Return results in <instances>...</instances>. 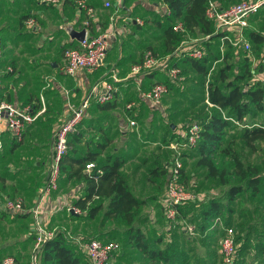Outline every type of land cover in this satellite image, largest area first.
Instances as JSON below:
<instances>
[{"label":"rangeland","instance_id":"1","mask_svg":"<svg viewBox=\"0 0 264 264\" xmlns=\"http://www.w3.org/2000/svg\"><path fill=\"white\" fill-rule=\"evenodd\" d=\"M223 1L226 3L228 0ZM229 1L234 3L238 0ZM7 2H9V0H4L2 2L4 3L3 10L5 11L9 7ZM20 2L22 3L20 4ZM149 2L152 4L151 8H153V5H156L157 11L155 9L151 12L149 9L140 12V14L144 16V21L146 22L144 26L140 28L139 38L135 41L137 42L136 47H139L138 49L140 50L138 58L142 56L143 51L150 48L155 51L158 58L162 60L166 58L163 36L155 20H158L163 13L155 0H149ZM25 3L24 0H20L19 4L13 5L11 10H7L6 13H4L6 15H4V19L7 18L8 27L4 35H0V87L8 90L11 84H14V86L18 85L17 92H14V97H17L19 103H22V100L30 95L33 97L36 95L37 97L34 99L36 102H39L40 108L41 110L43 109V111L40 117L26 129L24 138L21 142L24 143L25 137L30 133L31 138H33L27 147L23 146L22 149H18L15 153L8 154L11 152V148L7 149L5 145L8 144L6 142H8V140L10 141V139L7 134H4L0 156L6 154V158L2 157L0 162L3 169L9 164H12L14 171L8 173L11 174V177H9L11 183L16 184L17 180L21 183V181L26 179V181H24L25 183L31 181L33 184H36L35 188L32 189V193L34 194L35 189L37 188L38 192L48 179L51 172L53 156V144L50 143V151L46 155L39 154L37 157L35 152H38L36 149L39 147V144L36 140L40 138L41 135L48 138L51 136L53 138L54 125L57 126V124L61 123L59 110L63 100L60 98L58 89L54 87L55 78H51L52 68L50 64L51 61L57 62L61 57V47L60 44L54 41L51 44L47 45L45 43L43 46H39L38 41H42V39L32 32H28L24 26L22 28L21 24L19 26L17 19L21 13L26 10ZM119 3L121 6V1H119ZM138 12V10L131 12V14L127 16H133ZM116 14L120 13L116 12L115 9H111L110 15L114 16ZM263 22L264 7L249 17L248 29L261 30ZM190 43H201V36L198 34L188 35L183 45H188ZM223 52L224 51H221V53ZM248 55L254 64H256L260 58L264 60L263 49H261L260 52L257 48H253ZM233 56L234 57H230L225 61H217V63L213 64V68H210L207 75L198 74L190 65L182 63L178 75L175 78L169 77L173 87L169 89L167 86V91L160 99L159 106L152 109L149 105L144 104L147 109L144 107V119L141 122H139L138 119L137 121L134 119L135 124L131 125L129 124L131 120L125 121L124 128L126 122H128V125L126 129L123 128V130H126L123 134L124 137L127 136L130 141H120L113 145V147H121L124 145L126 149L123 153L130 156L131 160L135 159L133 156L136 153H140L139 158L136 159L139 163H142V165L138 167V171L142 173V177H138L139 172H136V177L130 180L129 186L132 190L134 188L138 196L145 200V204L140 209V219L143 220V223L138 225L150 238L152 247L163 249L168 243H174L178 250H181L184 256L188 258L191 264H207L208 261L209 264H223L217 254L221 239V234L219 233L222 232L220 229L214 231V233L212 232V235L206 237L202 236L197 231L196 235L190 236L186 233L185 229H183L185 223L196 226L194 221L196 217H200L199 215L206 203H203V201L207 197L218 199L226 208H232L233 212L226 226L234 230V238L238 236L237 246L235 243V248L245 239L247 235L246 230L251 231V246L248 252L244 254V264H253L260 260L264 261V254L262 259L255 258L256 251L254 250L256 242L264 238V198L261 196L252 198L250 194H241L237 195L234 200L229 202L226 200L227 186L220 185L216 181L205 178V168L196 165L198 155L194 147L191 148L184 145H180L178 149L171 147V145L177 141L178 135L175 129V134L171 132V127L169 128L168 124L171 123L174 124L175 127L180 126V128H182V125L189 124L190 122H200L212 113V108L207 106L204 100V90L207 88V84L212 80V76L215 75L219 67H223L228 63H232L236 66L244 54L240 52L238 55ZM181 58V56H174L173 54L170 57V66H172L174 62L177 63ZM9 68H12V71H8ZM236 72L237 69L234 67L229 75V79H232ZM5 74H8V77H3ZM165 77H167V73L160 70L147 74V78L143 83L137 86L136 81L134 82L137 90L129 97L133 98V95H135L136 98L140 89H149V87L156 82H161ZM15 78L17 81L14 80ZM242 85H244V83H242ZM126 100L124 102H126ZM161 114H163V117ZM44 117H46V119H43ZM107 117L108 116H106V118ZM130 118L132 117L130 116ZM245 119L248 124H255L256 126L262 124L264 126V113L259 114L253 119L252 117L246 116ZM81 123L82 122H80V124ZM80 124L76 130L78 132L80 130ZM33 126L37 127L28 133V129ZM241 128L242 125L226 128L224 139L226 141L232 140V147L236 149L241 160L247 165L255 166L260 176L263 177L264 140L256 141L253 148L247 147L241 140L237 139ZM118 133L120 134L119 131ZM133 133L138 140L136 142L132 139ZM172 135L175 136L172 137ZM69 139H71L70 136ZM86 139V142L82 143L83 147L75 145L74 142L68 144V152L69 150H74L75 154H82L85 143L89 141V137H86ZM226 141L218 147V151L214 155L217 161H221L219 150L225 145ZM136 146L140 150L134 151ZM11 150L13 151V149ZM175 157H179L183 164L185 174L184 185L189 191L199 196V199L192 201L196 203L189 204L192 208L189 216L190 221L183 222L182 229L177 223L170 224L169 222H165L158 205V200L165 191L167 181L161 178L152 181L147 168L152 162H158L169 166L174 161ZM143 159H145V161H143ZM226 160H228V157H226ZM37 162H39V166H36L35 163ZM133 166L134 165L129 166L128 164H124L123 169H126L127 172H131ZM78 184V182L68 179L59 169L58 185L55 193L59 194L64 191L69 192L73 189L77 190L75 188H78ZM73 202L74 199L67 200L64 205H60L62 206L61 208H57L58 211L52 216L50 228H48L49 230L54 232L62 231L71 242H75L74 239L77 236L89 238L103 232L102 239L114 241L118 244V248L114 252L116 256L114 255L108 264H150L143 254H140L132 245L127 244L123 240V237H121L124 228H126L125 225L113 220L100 222V219H73L70 217L67 210L69 206L73 205ZM103 202L106 204L107 199H104ZM228 215L224 212L222 216L224 218ZM24 216L28 217L25 223L23 219L20 220V215L15 214V216L9 218L5 213L0 212V260L2 257L10 255L16 258L18 264H30L33 244L30 238L31 235H27V233L29 232L28 228L29 223L32 221V217H30L29 213ZM53 225H56V227ZM158 237H161L162 242H152ZM140 255L141 257H139ZM156 264L166 263L159 260Z\"/></svg>","mask_w":264,"mask_h":264},{"label":"trees","instance_id":"2","mask_svg":"<svg viewBox=\"0 0 264 264\" xmlns=\"http://www.w3.org/2000/svg\"><path fill=\"white\" fill-rule=\"evenodd\" d=\"M160 1L169 11L168 14L163 13L158 20H155L156 25L162 32L165 57L174 54L185 43L188 35L198 34L201 38L208 36L207 39H201V43L197 44L203 51L201 58H192L186 55L177 63L174 62L171 67L178 66L180 68L182 63H187L198 74L207 75L210 68L217 61H225L240 52L244 54L236 66L228 63L223 67H219L204 90V100L210 103L209 107L212 108V113L200 122H196L201 127L200 138L194 146L198 155L196 165L205 168V178L227 186L226 200L229 202L241 194H250L252 198L257 196L264 198V176H260L255 166L247 165L241 160L236 149L232 147V140L226 141L224 139L226 128L242 125L237 139L241 140L244 145L253 148L256 141L264 140V126L262 124L258 126L248 124L245 119L246 116L253 119L264 113V82L259 79V76L264 72V60L260 58L254 64L248 55L250 52L242 50L235 52V49L229 43L225 44V50L221 53L219 48L221 33H214L213 21L205 14L206 0ZM228 2L231 1L228 0ZM28 17V14L21 16L20 22L22 25ZM178 22L182 24V30L176 31L173 26ZM263 33L264 22L261 25V30H249L247 28L246 34L251 45L250 51L253 48H257L260 52L261 49L264 51ZM190 44L196 45V43ZM147 50H150L155 57H158L152 49L149 48ZM142 56L139 61L142 60ZM234 67L237 72L232 79H229ZM5 76L7 74L3 75V77ZM170 80L167 75L161 82L156 83H163L170 89L173 87ZM1 99L11 101V97L6 94L5 89L2 87H0ZM30 104L34 106V111L40 108L38 101ZM98 105L101 110H108L113 107L111 102L98 103ZM206 105L208 106L207 103ZM189 124L183 125L182 128H188ZM168 125L170 128V123ZM172 132L174 133V131ZM69 136L71 139L68 137V144L76 143L79 141L80 133L75 131ZM174 136L172 135V137ZM109 141L110 139L102 136L97 140L96 150H90L81 156L76 155L74 150H69L62 157L59 166L60 171L68 179L82 184L83 192L73 202V206L79 208L81 213L74 214L68 211V214L73 219H100V222L113 220L125 225L126 228H124L121 237L127 244L132 245L140 254H143L150 264H156L159 260L166 264H189L188 258L184 256L181 250H178L174 243H168L163 249L152 247L150 238L138 225L143 223V220L140 219V209L145 204V200L136 196L128 184L127 176L121 169L125 159L111 154L102 156ZM225 141V145L219 150L221 161H217L214 155L218 151V147ZM19 143L13 141L12 144L16 147ZM226 157H228V160H226ZM89 162H93L94 167L87 172L85 165ZM147 168L152 181L159 178L167 181L168 170L165 164L152 162ZM184 179L185 174L182 167L181 181L184 182ZM104 199H107L106 204L103 202ZM204 202L206 203L204 208H202L200 217H196L194 222L196 225L195 230L206 237L212 235V232L214 233L215 231L210 229L212 220L219 216L224 221V224L227 225L233 210L230 207L226 208L220 200L213 197H207ZM190 203L196 202L189 201L176 206V222L181 229L182 226L178 224V221H190L189 216L192 210L189 206ZM158 205L167 223L168 221L163 215L161 204ZM224 212L227 215L229 213V215L223 218ZM250 233L251 231L246 230L245 239L236 247V256L232 264H244V254L248 252L251 246ZM29 234L32 242H34V230L31 229ZM219 234L222 235V232ZM102 235L103 232H100L93 237L82 239L89 240L94 238L101 241H109L102 239ZM235 239L237 246L238 236ZM152 242L160 243L162 239L158 237ZM254 247L256 251L255 258L262 259L264 238L263 240H258ZM38 258L39 264H90L87 255L74 241L71 242L62 231H55L54 236L43 244ZM263 262V260H260L253 264H263ZM207 264H209V261Z\"/></svg>","mask_w":264,"mask_h":264},{"label":"built area","instance_id":"3","mask_svg":"<svg viewBox=\"0 0 264 264\" xmlns=\"http://www.w3.org/2000/svg\"><path fill=\"white\" fill-rule=\"evenodd\" d=\"M39 3L46 6H60L64 2H70L75 7L84 13V26H90L91 21L95 17V9L88 4L87 0H38ZM119 4V2H117ZM112 2L105 1L104 6L110 7ZM264 5V0H239L235 3L225 5L223 0H206L205 14L213 21L214 33H221L220 36V50H225V44L229 43L235 52L239 50L250 52L251 45L247 38L246 30L248 28L249 17L257 13ZM168 14L167 8L164 12ZM138 23H142L136 19ZM25 27L29 30L37 28V23L34 18H27L25 20ZM174 30H182L180 22L173 26ZM113 31H104L96 35H88L77 45L67 47L64 49V68L63 72L68 76H76L79 72H94L104 62L108 49L110 47ZM264 36V33H263ZM205 36L201 39H207ZM184 44V43H183ZM198 43L182 45L175 53L174 56H186L192 58H201L203 55L202 49L197 46ZM173 55V54H172ZM171 55V56H172ZM168 56L162 60L155 57L150 50L143 53L142 60L134 63L130 67V75L133 77L141 78L153 70H160L167 73L170 78H175L179 73L178 67L170 66V57ZM10 68L8 69V71ZM1 76V75H0ZM112 82L107 80H98L92 84L88 93L83 100L75 105L69 101L67 108L69 115L65 121L60 123L54 129L53 137V156L51 172L42 186L39 196L36 199L35 206L30 208L33 216V230L35 232V240L33 244V252L31 254L30 264H38V256L42 249L43 244L54 236V231L49 230L45 212L56 211L64 204L56 205L48 204L52 192L57 190L59 178V166L62 157L68 152V137L69 134L77 130L78 125L86 114V110L91 101L97 103H105L109 101L115 87L114 82L118 81L115 74L111 75ZM264 82V72L259 76ZM167 91V86L163 83H155L147 90H140V96L147 101L151 107H158L160 99ZM129 107V106H128ZM32 105H18L16 103L0 100V151L3 146V136L7 133L12 141L20 142L23 139L25 131L42 113L43 109H33ZM134 125V121H130ZM201 127L198 123H190L188 128H181L177 131L178 140L171 145V147L178 149L179 146L194 147L200 138ZM94 167L93 162L85 165L86 171H90ZM183 167L179 157H175L174 161L167 166L168 175L165 186L164 196L161 200V207L163 215L169 223H177L176 206L199 199V196L189 191L184 183L181 181V169ZM3 210L9 214H16L24 212L23 201L19 198L10 199L6 198L3 201ZM68 211L74 214H80L81 210L75 206H69ZM185 221H178L182 226ZM186 233L190 236L196 235L194 225L185 223L183 226ZM211 230H221L222 235L218 246V255L223 264H232L235 258V238L234 230L226 226L222 218L215 217L210 225ZM75 243L87 255L90 264H108L114 252L118 248V244L114 241H101L98 239L84 240L82 237H75ZM0 264H17L15 257L7 255L2 258Z\"/></svg>","mask_w":264,"mask_h":264},{"label":"crops","instance_id":"4","mask_svg":"<svg viewBox=\"0 0 264 264\" xmlns=\"http://www.w3.org/2000/svg\"><path fill=\"white\" fill-rule=\"evenodd\" d=\"M3 1L4 0H0V14L2 19V21L0 19V35H4V32L8 27L7 24L8 21L7 18L4 19V15H5L4 13H6L7 10H11L13 5L19 4L20 0H9V2H7L9 7L6 11L3 10L4 9L3 8L4 3H2ZM24 1L26 2L25 3L26 10H24L17 19L19 26L21 24L20 22L21 16L24 14H28L29 17L34 18V20L36 21L37 28L34 30H29L25 27L24 24L23 25L21 24V26L22 28L24 26V28L28 30V32L30 31L33 34L38 35L39 38L42 39V41L40 40L38 41V45L43 46L45 43L48 45L53 43L54 41L60 44L61 47L60 48L61 57L58 59L57 62L56 61L50 62L52 68L51 78H55L54 87L58 89L60 93V98H62L63 100V103H61V108L59 110L61 123L65 121L69 115V110L67 108L68 101L71 104L77 105L86 96L90 86L95 82H97L98 80H107L109 82H112V77H111L112 74H115V76L118 78V81L113 83L115 87L113 96L109 101H107L112 103L113 107L111 109L101 110L98 107L99 105L97 102L95 101L90 102V105L86 110V114L81 121L83 124L82 123L80 124L79 141L76 142L75 145L77 146L80 145V147H83L82 143L86 142L87 140L86 137L87 138L89 137V141L88 143H85V147L83 148L82 154H76V155L81 156L86 154V152L90 150H96L97 140L102 136L110 139L108 146L102 153V156L108 154H111L113 156L118 155L121 158L125 159L124 164H128L129 166L134 165L133 168H131L132 169L131 172H127L126 169H123V166L121 168L122 171L127 175V181L129 184L130 180H132L133 177H136L135 173L139 172L138 167L142 165V163H139L137 160L140 156V153L139 152L136 153L133 156L135 157V159L131 160L130 156H127L123 153V151H125L126 149L124 145H122L121 147L120 146L113 147V145L116 142H120V141H125V142L130 141L129 138L127 136L124 137L123 134V132L126 131L123 130L125 121L126 120L130 121L133 118V121L134 119L136 121L138 119V121L141 122L144 119V112H143L145 107L144 104L150 106V104L147 101L141 98L139 89H138L139 93L136 98L135 95H133V98L129 97L132 93H135L134 92L135 90H137L134 82L136 81L138 86V84L144 82V80L147 78V75H142L141 78L138 79L137 77H133L132 75H130L129 72H130V67L140 59V57L138 58L140 50L138 49L139 47H136L137 42L135 41L139 38L140 28H142L146 22L144 21V16H142L140 12L149 9L151 12H153V10L156 9L155 7L156 5L155 6L153 5V8H151L152 4L149 2V0H114V1L108 0L112 2V5L110 7H105L104 2L107 0H87L88 4L91 5L96 12L94 19L90 23V26L85 27L83 24L85 19L84 13L78 10L75 7V5L70 2H64L60 6H46L39 3L38 0H24ZM119 1H121V6L119 5L120 3L117 4V2ZM155 2L157 3V5H159V8L162 9V12H164L166 6L160 0H155ZM21 3L22 2H20V4ZM230 3L232 4V1L231 2L226 1L225 5H229ZM111 9H115V11L119 12L120 14H116L114 16L110 15ZM137 10L139 12L135 13V15L127 16L131 14V12H135ZM136 19L140 20L142 23L141 24L138 23ZM65 24L71 25L75 30H81L82 28H86L85 33H87L88 35H96L104 31H113L110 47L108 49L106 58L103 64L96 71L94 72L81 71L76 76H68L63 72V68H64L63 50L67 47H71L72 45H77L78 43L75 39L74 40L70 39L68 34L65 32V29L63 28ZM9 71H12V68H10ZM14 80H16V78ZM17 88L18 85L14 86V84H11L8 90L5 89L6 94H8L11 97L10 102L16 103L18 105H27L36 102L34 98H36L37 96L35 95L33 97L30 95L29 97H26L24 100H22V103H19L17 97H14L15 95L14 92H17ZM140 90H147V89H140ZM125 100L126 102H124ZM206 103L208 104V106L210 105L209 102ZM149 106L148 109L150 110L151 106L150 107ZM151 108L153 109V107ZM40 115L38 116V118L40 117ZM161 115L163 117V114ZM106 116L108 117L106 118ZM130 116L132 118H130ZM43 119H46V117H44ZM163 122L165 123L164 120ZM58 125L59 124H57V126ZM127 125L128 122H126L124 129H126ZM57 126L54 125L53 129H55V127ZM36 127L37 126H33L32 128H29L28 133L33 131ZM170 127H171V132L174 131L175 129L176 133L181 129L180 126L175 127V125L171 123H170ZM118 131L120 132V134L118 133ZM30 135L31 133L25 137L24 143L21 142L23 140L22 139L20 143L16 147H14V145L12 144L13 141L7 134L10 141L8 140V142H6L8 144L5 145V148L13 149V151L10 149L11 152H9L8 154L15 153L18 149H22L23 146L27 147L33 139L31 138ZM132 139L135 142L138 141L134 133ZM36 142L39 144V147H37L36 149L38 152H35V155L38 157L39 154L46 155L50 151V143L53 144V138L51 136L48 138L46 136L44 137L41 135V137L38 138ZM136 150H140V149H138V147L136 146L134 148V151ZM5 156L6 154H2L0 156V159ZM143 161H145V159H143ZM35 164L36 166H39V162ZM12 171H14L12 168V164H9L6 168L3 169V166L1 165L0 162V212L5 213L6 215L8 214L3 210L4 199L19 198L23 201L25 210L24 212L16 213V215H20V220L23 219L25 223L26 219L28 218L27 216L26 217L24 216L25 214L29 213L30 217L33 218L32 213L30 212L29 209L35 206V202L37 197L39 196V192L41 188L39 189L38 192L36 188L35 193L33 194L32 189L35 188L36 184H33L31 181L25 183L24 182L26 181L25 179L21 181V183H19L18 180L16 184L11 183L10 182L11 179H9V177H11V174L8 173ZM138 177L140 178L142 177L141 172L138 173ZM75 189L77 190L73 189L72 191L69 192L68 191L60 192L59 194H56L55 191L52 192L50 197V202L48 204L50 206L52 204L59 205V204H64L67 200H72V199L75 200L76 198L80 197L83 193L82 184L79 183L78 188ZM132 191L135 193L136 196H138L134 188ZM163 196H164V192L159 197L158 200L159 204H161V200ZM57 211L58 210L53 212H45L46 215L45 217L48 220L46 223L48 226H50L52 216L55 215L54 213H56ZM7 216L9 218L13 217L12 214H10V216L8 214ZM32 223H33L32 221L31 223H29V228H28L29 231L33 229ZM53 226L56 227V225ZM27 235H29V232L27 233ZM32 244H34V242H32ZM113 257L114 255L112 256V258ZM139 257H141V255Z\"/></svg>","mask_w":264,"mask_h":264},{"label":"water","instance_id":"5","mask_svg":"<svg viewBox=\"0 0 264 264\" xmlns=\"http://www.w3.org/2000/svg\"><path fill=\"white\" fill-rule=\"evenodd\" d=\"M63 28L65 29V32L72 40L75 39L77 42H81L85 37L86 28H82L81 30H75L69 24H65Z\"/></svg>","mask_w":264,"mask_h":264}]
</instances>
